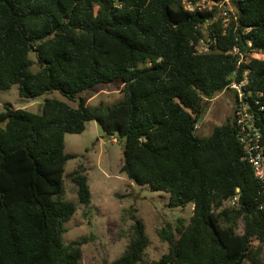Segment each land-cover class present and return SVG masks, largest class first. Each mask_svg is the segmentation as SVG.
Here are the masks:
<instances>
[{"label": "trees", "instance_id": "16d2710c", "mask_svg": "<svg viewBox=\"0 0 264 264\" xmlns=\"http://www.w3.org/2000/svg\"><path fill=\"white\" fill-rule=\"evenodd\" d=\"M234 2L237 22L225 34L219 21L209 24L216 43L198 53L191 41L213 12L187 11L182 0H0V90L16 84L20 97L57 91L77 100L0 111V264L79 263L78 241H63L76 211L63 197L64 166L75 157L64 152V135L91 120L125 138L120 171L128 179L169 193L170 207L192 204L188 224L159 229L168 252L158 260L145 258L149 240L136 219L122 254L103 264H264V196L242 159L234 116L208 136L195 133L207 102L228 88L237 59L229 51L251 41L264 53V0ZM244 70L245 89L264 92V59L243 63L238 80ZM117 80L122 97L108 107L91 109L79 97ZM256 124L264 144V109ZM69 177L87 206L82 167ZM236 194L238 207L225 205Z\"/></svg>", "mask_w": 264, "mask_h": 264}, {"label": "rangeland", "instance_id": "374dc122", "mask_svg": "<svg viewBox=\"0 0 264 264\" xmlns=\"http://www.w3.org/2000/svg\"><path fill=\"white\" fill-rule=\"evenodd\" d=\"M32 70L37 69L36 56L29 54ZM121 81L97 84L82 92L79 97L91 109L96 106L108 107L122 97ZM46 98H56L71 106L77 105L53 91L34 98L18 95L17 85L0 90V111L5 106L41 112ZM196 124L197 136H208L217 125L226 123L234 114L235 98L231 90L216 93ZM125 138L107 136L95 120L86 123L80 133H65L64 152L75 157L68 159L64 166V199L76 205L72 218L65 223L63 241L70 244L78 241L81 257L78 264H103L118 258L132 236V224L136 219L143 222L149 243L145 249L147 260H158L168 252V243L158 234L159 229L170 224L176 227L178 220L186 225L192 215V204L184 207H170L169 193L152 191L147 185H138L120 171ZM82 167L87 177L91 198L84 206L79 203L77 187L69 177ZM225 205H229L225 203ZM243 231L240 220L237 232ZM176 233V232H175ZM176 237L178 234L176 233ZM254 245L257 242L254 241Z\"/></svg>", "mask_w": 264, "mask_h": 264}, {"label": "built area", "instance_id": "2783aa9c", "mask_svg": "<svg viewBox=\"0 0 264 264\" xmlns=\"http://www.w3.org/2000/svg\"><path fill=\"white\" fill-rule=\"evenodd\" d=\"M235 0H182L187 11H209L213 12L200 28L202 35L197 41L192 40L195 50L198 53L210 51L211 46L216 43V35L209 28V24L215 21L220 22L222 33L225 34L226 28L231 21L237 22V12ZM248 49L242 50L239 46L233 47L229 53L236 56V67L229 76L230 82L228 90L235 95L234 105V125L237 138L243 147L242 159L247 161L253 170L255 178L260 183V192L264 196V144H262L261 131L256 124L258 111L264 109V92L246 90L248 84V71L244 70L242 78L238 80L239 69L243 63L252 58L264 59V53L252 48L251 41L246 43ZM238 192V189L236 190ZM225 203L228 206L238 207V195L228 199ZM264 207V204L261 205Z\"/></svg>", "mask_w": 264, "mask_h": 264}, {"label": "water", "instance_id": "95a60500", "mask_svg": "<svg viewBox=\"0 0 264 264\" xmlns=\"http://www.w3.org/2000/svg\"><path fill=\"white\" fill-rule=\"evenodd\" d=\"M238 7H239V3H236V9L239 11V8ZM241 261H242V257L240 258L238 264H240Z\"/></svg>", "mask_w": 264, "mask_h": 264}]
</instances>
